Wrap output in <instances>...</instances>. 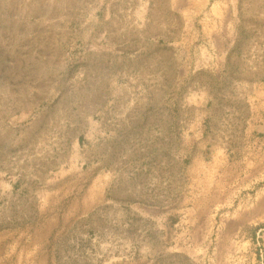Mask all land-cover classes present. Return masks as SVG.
<instances>
[{
    "label": "rangeland",
    "instance_id": "obj_1",
    "mask_svg": "<svg viewBox=\"0 0 264 264\" xmlns=\"http://www.w3.org/2000/svg\"><path fill=\"white\" fill-rule=\"evenodd\" d=\"M0 264H264V0H0Z\"/></svg>",
    "mask_w": 264,
    "mask_h": 264
}]
</instances>
